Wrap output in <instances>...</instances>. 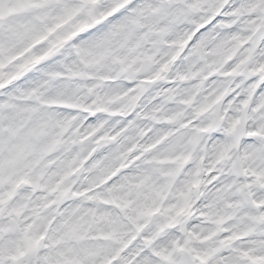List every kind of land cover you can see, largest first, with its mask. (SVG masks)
<instances>
[{
	"label": "snow or ice",
	"instance_id": "obj_1",
	"mask_svg": "<svg viewBox=\"0 0 264 264\" xmlns=\"http://www.w3.org/2000/svg\"><path fill=\"white\" fill-rule=\"evenodd\" d=\"M0 264H264V0H0Z\"/></svg>",
	"mask_w": 264,
	"mask_h": 264
}]
</instances>
